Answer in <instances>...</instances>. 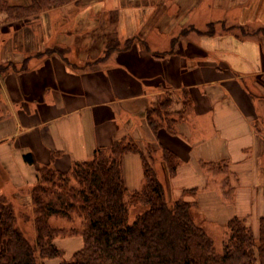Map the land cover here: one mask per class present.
<instances>
[{
  "label": "crops",
  "instance_id": "crops-1",
  "mask_svg": "<svg viewBox=\"0 0 264 264\" xmlns=\"http://www.w3.org/2000/svg\"><path fill=\"white\" fill-rule=\"evenodd\" d=\"M68 7L28 20L0 15V62L8 63L0 64L4 189L33 186L42 166L69 173L126 137L129 120L143 119L150 103L169 92L172 110L186 106L173 126L157 138L140 129L143 142L157 139L177 157L176 174L158 167L168 197L191 194L186 200L198 202L201 213L210 200L223 210L217 218L225 225L234 216L258 222L264 216V0H85L70 17ZM212 23L219 28L210 31ZM112 36L120 49L106 54ZM127 40L136 42L125 48ZM55 46L65 58L48 55ZM218 165L228 168L231 201L221 186L226 171L214 175ZM123 171L128 189L140 190V155L127 154Z\"/></svg>",
  "mask_w": 264,
  "mask_h": 264
},
{
  "label": "trees",
  "instance_id": "trees-1",
  "mask_svg": "<svg viewBox=\"0 0 264 264\" xmlns=\"http://www.w3.org/2000/svg\"><path fill=\"white\" fill-rule=\"evenodd\" d=\"M84 1L32 0L28 5H15L0 0V15L8 21L28 20L69 6L70 17L80 14ZM112 39L106 54L120 49V41ZM134 41L127 40L125 48H131ZM48 53L65 58V51L58 46ZM149 124L154 137L165 127L152 120ZM130 153L140 155L144 169V185L134 192L128 190L123 171L124 157ZM24 160L34 163L31 154ZM158 162L170 176L176 174L178 160L169 149L156 140L142 145L124 137L97 149L90 160L76 162L69 173L40 167L30 203L24 195L0 197V264H264V217L259 220L258 236L245 220L232 218L227 225L229 238L220 253L212 236L195 221L190 202L181 198L168 202L158 177ZM139 206L141 210L130 221L132 209ZM74 214L83 224L70 228L69 235L66 228L50 224L54 216L70 219ZM26 223L33 226L29 233L21 226ZM64 235L82 239V246L71 257H65L58 243Z\"/></svg>",
  "mask_w": 264,
  "mask_h": 264
},
{
  "label": "rangeland",
  "instance_id": "rangeland-1",
  "mask_svg": "<svg viewBox=\"0 0 264 264\" xmlns=\"http://www.w3.org/2000/svg\"><path fill=\"white\" fill-rule=\"evenodd\" d=\"M257 26L258 25H255L253 27H257ZM211 27L212 28H210V31H212V29L216 30L217 28H219V25L212 23ZM3 29H8V27H3ZM194 30H195V27L192 29L187 28L185 30V32L191 33ZM0 31H2L1 28H0ZM250 31H255V30H250ZM3 39H5V38L4 37L0 38V43ZM134 42H136V41H134ZM162 55H165V54H162ZM0 64H2L1 65L2 67L8 65V63H1V62H0ZM18 67H19V65H18ZM248 84L252 90H254L253 87L257 88V89H255L256 94L258 97L261 98L263 94L259 90L258 85L256 84V79L254 80L251 78L250 81L248 82ZM169 98H170L169 92L160 93L158 98L154 99V101L152 103H150L148 111L143 116V119L138 120L135 124L132 120H129L130 121L129 122L130 131H129V134L126 136V138H131L135 142H137V140H138V141H140V144L145 145L148 143V141L150 139L143 142L142 138H144V133H141L140 129L142 127H144L146 129L145 133L148 134L149 136H152L153 131L151 130V127L149 124L150 120L155 121L158 125L163 124L165 127H167V123L169 124L171 121L173 122L174 119L177 120V118H179L177 116H179V114L184 111V107H186V106H183L182 108H180L177 111L172 110L171 109L172 108V99L170 98L171 99L170 104L167 103V99H169ZM141 122H143L142 125H141ZM137 125H139L137 127L138 129L136 128ZM260 127H261L260 130L263 131L264 130V122L261 123ZM154 140H156V142H158L157 139H154ZM161 165H160V162L157 163V167H159L160 170L161 169L163 170V168H160ZM227 169L228 168L224 169L223 167H216L213 170V172H214V175L220 176L221 174H225V171L227 173ZM263 170H264V166H263ZM143 173H144V169H143ZM225 175L227 176V179H225L226 182H225V180H224V182L222 181L221 186L224 190V193H225V196L227 197V200L231 201L233 199L232 194H231V189H230L231 186H228L229 184L227 183V180L230 181V176L228 175V173ZM158 177L160 179L159 173H158ZM217 182H219V181H217ZM72 184L76 185L77 183L75 180H72ZM142 184L144 185V178H143ZM263 186H264V184H263ZM4 187H5V185L2 184V180H0V197H3L5 199L11 198V197L21 198V195H24V199L26 200V202L28 201V203H30L29 201L31 199L30 193H31V189L33 187L32 185L20 187L23 190L20 188L4 189ZM136 191H138V190H136ZM130 192H134V191H130ZM22 193H24V194H22ZM25 193H27V194H25ZM175 194L178 195L179 191L178 192L175 191ZM189 196H191V194ZM189 196L184 194L178 198L177 197L169 198L167 195V192H166V198H167L168 202H174L180 198L186 200V198H188ZM186 201H188V200H186ZM188 202H190L192 204V213H193L195 221L197 223H199L200 225H202L206 229V231L212 236V238L214 239V243L216 245V249L220 253H222L224 250V245L227 242L229 235H230L229 230L227 228L228 222L236 216L232 217L227 222V224L225 225L224 223H221V220H220L221 219V213L223 212V210L220 211L221 208L218 209V207L216 206L217 204H213L210 200H208L207 202H204L205 208L203 209V212L201 213L200 212V206H199L198 202L194 203L193 200L188 201ZM141 207L142 206H139L138 208L132 209V211L130 213V221H133L136 213H138L141 210ZM30 208H31V206H30ZM217 217H220V219H218ZM238 218H240V217H238ZM260 218H262V217H260ZM260 218H259V220H260ZM241 219L245 220L246 224L252 229L255 236H258L259 227H260L259 220H258V222H256V218L254 216H248V218H241ZM50 224L54 227H57V228H66V230L68 231V235H69L70 228H81L82 224H83V220L75 214L70 219L64 218V217L54 216L50 219ZM21 226L24 227L28 233L31 229H33V226L31 225V223H26V224H24V226L22 224ZM33 239H34V237H32V240ZM79 240H81V237H72V236H66V235H64V237L63 236L59 237L58 243H59L61 248L64 247L63 251L65 252V255H66L65 257H71L72 256V254H73L72 252L74 251V249L79 247V245L76 244L77 242H79ZM0 247H1V238H0ZM51 262L52 261H49L48 264H51ZM52 264H58V261H57V263L54 262Z\"/></svg>",
  "mask_w": 264,
  "mask_h": 264
}]
</instances>
